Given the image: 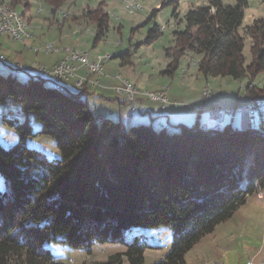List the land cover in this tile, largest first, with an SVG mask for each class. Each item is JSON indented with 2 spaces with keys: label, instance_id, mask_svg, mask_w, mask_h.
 I'll use <instances>...</instances> for the list:
<instances>
[{
  "label": "trees",
  "instance_id": "trees-1",
  "mask_svg": "<svg viewBox=\"0 0 264 264\" xmlns=\"http://www.w3.org/2000/svg\"><path fill=\"white\" fill-rule=\"evenodd\" d=\"M6 1L14 9L21 3L25 10L29 6L27 0ZM45 1L54 17L64 0ZM248 1L206 0L190 6L183 30L173 33L174 46L165 52L174 58L167 71L189 50L198 55L197 69L204 76L264 78V17L239 31ZM168 2L177 18V0ZM103 9L101 1L82 14L87 24L95 25L94 45L108 29ZM160 34L153 25L144 43ZM244 36L250 40L248 60ZM25 73L26 81L0 74L5 110L19 105L40 124L34 132L28 122L2 117L19 139L8 148L0 146V264H64L55 260L49 244L89 249L102 241L121 242L124 250L92 264H145L144 251L150 247L145 236L134 234L125 241L127 232L163 225L172 230V244L150 264H185V254L202 237L230 218L257 188L264 189L263 121L251 124L249 119L244 128H205L196 117L190 125L176 122L174 129L163 123L158 128L125 126L108 118L111 112L87 103L86 81L78 91L61 84L64 91L51 77ZM251 93H264V83ZM38 134L54 140L58 156L49 160L26 145L28 137Z\"/></svg>",
  "mask_w": 264,
  "mask_h": 264
},
{
  "label": "rangeland",
  "instance_id": "rangeland-1",
  "mask_svg": "<svg viewBox=\"0 0 264 264\" xmlns=\"http://www.w3.org/2000/svg\"><path fill=\"white\" fill-rule=\"evenodd\" d=\"M27 1L29 6L26 10L22 3L18 4L15 10L20 15L24 13L25 17H32L30 23H27L34 32V38L20 42L6 34H0V53L8 56L12 61H19L16 58L17 51L22 50L27 60L31 61L30 57L36 60L16 63L30 65L38 62L46 65L37 58L55 52L45 53L30 47L53 43V47L63 50L64 46L72 44L76 49L87 53L89 62L100 60L102 70L98 75L99 84L92 85L88 80L87 89L92 92L85 97L90 102L97 93L109 96L103 98L110 109L104 110L103 113L111 112L108 118L119 121L125 126L143 123L158 128L163 123L170 125V129H174L173 124L179 119L190 125L199 112L202 116L201 122L209 116L211 120L206 127L211 128H222L229 123L242 126L246 125L249 119L251 124L264 122V108L253 116L248 115L244 109L243 115L239 116L240 113L237 114L239 110L232 107L233 103L245 107L244 99H252V97L257 99L264 95V93H251L264 83L263 74H258L252 80H249L248 74L237 80L229 76H204L197 69L198 55L189 50L176 61V68L167 71L170 68L168 65L174 64V58L167 56L165 52L174 46L173 33L184 28L185 11L192 5L205 4L206 0H177V18L172 15L174 4L169 3V0H135V3H139L135 10L125 8L122 0H64L58 10L60 13L57 11L54 17L51 14V7L45 0ZM101 1L103 11L109 16L108 29L104 33V38H99L94 45L95 25L87 24L82 14L87 8H94ZM259 17H264V4L261 0H249L244 9L239 31L242 33L244 26ZM53 19L57 21H52ZM153 25L159 27L161 34L152 42L144 43L148 29ZM60 37L64 39L62 42ZM249 46L250 40L244 36L243 53L247 60L250 57ZM125 52L128 54L121 59L119 55ZM108 55L111 56L110 59H105ZM93 58L95 60H92ZM0 74L11 75L21 81H26L29 77L28 73L4 65L0 66ZM113 75L124 78L128 84L136 86L139 92L165 93L167 102L152 101L142 95L136 97L134 103L127 101L114 91V86L120 85V80L112 78ZM95 78L96 76L92 75L90 80ZM51 81L46 79L48 84H53ZM102 83L108 86L105 92L100 89ZM65 84L75 91L82 88L74 87L72 80L64 82ZM208 86L212 94L211 106L224 104L230 108V112L220 110L219 117L213 118L209 109L196 112L188 108L187 103H198L201 101V95L203 98L209 93V89L205 90ZM229 102L232 104L228 105ZM5 106L0 103V146L8 148L18 141L19 134L7 126L2 120L3 116L16 117L14 120L16 124L28 122L34 132L40 129V124L32 115L22 113L19 105H11V111H6ZM26 145L41 151L49 160L58 156L54 140L48 135L38 134L28 137ZM3 187V178L0 176V190ZM134 234L145 236L146 242L150 245L144 251L145 264L163 258L172 244V230L166 225L155 228H133L127 232L125 241L131 240ZM48 247L55 260L64 264H92L95 261H106L109 255L124 250V245L117 241L96 242L89 249L73 248L61 242L51 243ZM184 261L185 264H264V189L257 188L254 193L247 196L245 202L236 208L230 218L216 225L212 232L202 237L185 254ZM123 264L127 263L123 262Z\"/></svg>",
  "mask_w": 264,
  "mask_h": 264
},
{
  "label": "built area",
  "instance_id": "built-area-1",
  "mask_svg": "<svg viewBox=\"0 0 264 264\" xmlns=\"http://www.w3.org/2000/svg\"><path fill=\"white\" fill-rule=\"evenodd\" d=\"M125 5L128 6L127 3H125ZM58 13H60V11H58ZM0 31L10 32L11 34V25L8 20V15H4V23H0ZM25 31L29 33V30H25ZM51 44L53 43H49L47 47H34V49L35 50L51 49ZM60 51H62L63 53V60H57L51 66H47L40 63L38 64V62L34 63V65H19V63L12 62L11 59L4 54H0V65L17 68L23 72H31V73H36L39 75L51 77L54 79L55 82L60 84H64V82H68L72 80L73 86L77 88H81L83 82L85 81L87 82L88 80L89 82H91L92 85L99 84L98 75L101 73L102 70V63L100 60L95 62H89V59L85 54V51L72 52L71 48L63 49ZM53 52L57 53L59 51H53ZM110 57H111L110 55L105 56V59H109ZM76 63L86 68V75H77ZM92 75L96 76V78L90 80ZM111 77L120 80V85L114 86V91L118 96L125 98L127 101H131L134 103L136 97L142 95L149 98L152 101L167 102V97L165 93L162 92L142 93L139 92L138 89H136V86H131L130 84H128V82L124 78L117 77L114 75ZM206 89H209L208 91L209 93H207L206 96H204L203 98H202L203 95H201L200 102L193 104L187 103V106L190 110H194L197 112V111L209 109L210 113L213 114L212 116L213 118L219 117L220 110L226 113L230 112V108L225 106L224 104L211 106V99H212V94H210L211 90L209 86L205 88V90ZM263 108H264V103H260V102L244 107L245 112L249 114H253L254 112H257ZM133 109L134 106L132 107V110Z\"/></svg>",
  "mask_w": 264,
  "mask_h": 264
},
{
  "label": "bare ground",
  "instance_id": "bare-ground-1",
  "mask_svg": "<svg viewBox=\"0 0 264 264\" xmlns=\"http://www.w3.org/2000/svg\"><path fill=\"white\" fill-rule=\"evenodd\" d=\"M122 1L124 3L125 8L131 9V10L132 9L135 10L138 7V4H139V3L138 4L135 3V0H122ZM125 3H127L128 6H126ZM4 15H8V20H9V23L11 25V34H10V32H6V31H0V34H6V35L10 36L11 38H13V39H15L17 41H20V42H24L25 40L29 41L30 39H32L34 37L33 30L30 28V26L24 20V18L20 14H18L16 12V10L11 6V4L8 1L0 0V23H4ZM25 30H29V33H27V31H25ZM48 44L49 43H46V44L43 43V44H41L40 46H37V47H47ZM31 49L35 50L34 47H31ZM63 49H67V47H65ZM38 50L39 51H41V50L45 51V53H49V52L52 53L53 51H59L60 49H59V47H53V44H51V49H37L35 51H38ZM71 51L72 52H80V51H83V50H81V49H71ZM85 54L87 56L86 52H85ZM60 60H63V57ZM32 65H34V62H33ZM56 84H57L58 88L63 89L64 91H66L62 87V85L60 83L56 82ZM245 100H246V106L255 104L257 102L264 103V98L255 99V98L252 97V99L248 98V99H245ZM101 118H103L101 115H97V117H96V119H101Z\"/></svg>",
  "mask_w": 264,
  "mask_h": 264
},
{
  "label": "crops",
  "instance_id": "crops-1",
  "mask_svg": "<svg viewBox=\"0 0 264 264\" xmlns=\"http://www.w3.org/2000/svg\"><path fill=\"white\" fill-rule=\"evenodd\" d=\"M62 37H60V42H62V40H64L63 38L61 39ZM39 39H41V38H39ZM39 39H38V42H39ZM43 40V39H42ZM41 42H43V41H41ZM62 44H65L66 45V43H62ZM67 48L68 47H71V49L72 48H76L75 46H73L72 44L71 45H67L66 46ZM30 49H31V47H30ZM39 51V50H38ZM1 52V51H0ZM18 52V54H17V59L19 60V61H15V60H13L14 62H20V63H27V62H31L32 60H36V58H32V57H30V60L31 61H29V60H27V58L26 57H24L23 56V51L22 50H20V51H17ZM62 51H59V52H57V53H55V54H49V55H45V54H43L42 56H39L38 58H37V60L38 61H40V62H42V63H45L47 66H51L53 63H55L57 60H59L61 57H62ZM92 60H95L94 58L92 59ZM76 65H77V68H76V72H77V74H83V72L85 71V68L83 67V66H80L78 63H76ZM98 82H99V79H98ZM67 85V84H66ZM88 86V85H87ZM67 88H69V87H67ZM70 89V88H69ZM100 89H101V91H103V92H105V90H108V86L107 85H105V84H103L102 83V85H101V87H100ZM72 91H75V90H73V89H71ZM76 91H78V90H76ZM90 92H92V91H88V89L86 90V93H85V95L86 94H88V93H90ZM98 97V98H97ZM109 96H105V94L104 93H97V94H95V97L94 98H91V101L90 102H88V99L85 97V99H86V101H87V103L89 104V105H97L96 107L100 110V111H104V110H110L109 109V107H108V104L107 103H105V101L103 100V98L104 99H106V98H108ZM101 100H100V99ZM244 102L246 103V100L244 99ZM143 104V103H142ZM223 104V103H222ZM228 105H231L232 103L231 102H229V103H227ZM232 107H235L237 110H239L238 111V113L237 114H239V116H241V115H243V113H244V106L242 105V106H238V104H236V103H233V105H232ZM173 112V111H172ZM171 112V113H172ZM178 114H176V116H177ZM196 117H197V120L199 121V123L203 126V127H205V128H211V127H206V125H208V123H209V121L211 120L210 118H209V116L207 117V119L206 120H203V122H201V114H200V112L199 113H197V115H196ZM195 117V118H196ZM245 121H246V123H247V119L245 118ZM177 122H185V121H183V119H179ZM230 124V123H229ZM231 126H233V127H236V128H244V127H246L247 126V124L246 125H242V126H237V125H233V124H230Z\"/></svg>",
  "mask_w": 264,
  "mask_h": 264
}]
</instances>
